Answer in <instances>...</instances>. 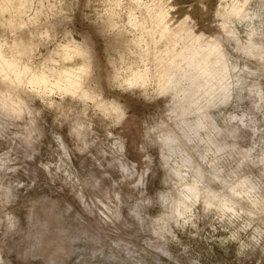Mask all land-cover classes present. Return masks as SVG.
Returning a JSON list of instances; mask_svg holds the SVG:
<instances>
[{
  "label": "rangeland",
  "instance_id": "1",
  "mask_svg": "<svg viewBox=\"0 0 264 264\" xmlns=\"http://www.w3.org/2000/svg\"><path fill=\"white\" fill-rule=\"evenodd\" d=\"M0 264H264V0H0Z\"/></svg>",
  "mask_w": 264,
  "mask_h": 264
},
{
  "label": "snow or ice",
  "instance_id": "2",
  "mask_svg": "<svg viewBox=\"0 0 264 264\" xmlns=\"http://www.w3.org/2000/svg\"><path fill=\"white\" fill-rule=\"evenodd\" d=\"M190 24V26L194 27L195 26V21H189L188 22Z\"/></svg>",
  "mask_w": 264,
  "mask_h": 264
}]
</instances>
